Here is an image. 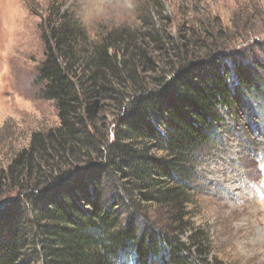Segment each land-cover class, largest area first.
<instances>
[{
	"label": "trees",
	"instance_id": "trees-1",
	"mask_svg": "<svg viewBox=\"0 0 264 264\" xmlns=\"http://www.w3.org/2000/svg\"><path fill=\"white\" fill-rule=\"evenodd\" d=\"M46 24L38 80L59 125L34 132L0 169V264H204L198 247L139 220L134 195L157 187L141 196L187 202L200 151L218 137L217 106L232 113L264 103V61L179 47L166 60L169 39L151 19L139 33L112 30L88 48L66 13ZM155 48L162 56L149 55ZM102 100L116 115L110 132L98 125Z\"/></svg>",
	"mask_w": 264,
	"mask_h": 264
},
{
	"label": "rangeland",
	"instance_id": "rangeland-1",
	"mask_svg": "<svg viewBox=\"0 0 264 264\" xmlns=\"http://www.w3.org/2000/svg\"><path fill=\"white\" fill-rule=\"evenodd\" d=\"M63 13L83 26L87 48L112 30H143V19H151L169 39L166 60L174 59L179 47L180 52L188 49L189 56L264 61V0H0V169L29 146L34 132L59 125L55 102L41 95L38 67L44 60L46 23ZM163 53L155 48L149 55ZM156 69L162 72L163 63ZM260 72L264 80V69ZM107 105L98 101L96 108L104 119L98 125L110 132L116 115ZM254 105L261 111L231 113L217 106L223 121L216 124L218 137L200 151L188 180L187 202L173 207L141 196L155 195L157 187L134 195L139 220L198 247L204 264H264V103Z\"/></svg>",
	"mask_w": 264,
	"mask_h": 264
},
{
	"label": "snow or ice",
	"instance_id": "snow-or-ice-1",
	"mask_svg": "<svg viewBox=\"0 0 264 264\" xmlns=\"http://www.w3.org/2000/svg\"><path fill=\"white\" fill-rule=\"evenodd\" d=\"M260 170H261L262 173H264V163H262V164L260 165Z\"/></svg>",
	"mask_w": 264,
	"mask_h": 264
}]
</instances>
